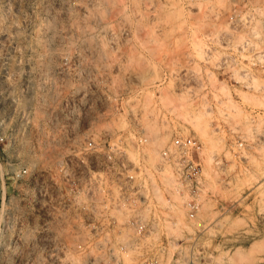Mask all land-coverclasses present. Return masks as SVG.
I'll return each mask as SVG.
<instances>
[{
	"label": "rangeland",
	"instance_id": "rangeland-1",
	"mask_svg": "<svg viewBox=\"0 0 264 264\" xmlns=\"http://www.w3.org/2000/svg\"><path fill=\"white\" fill-rule=\"evenodd\" d=\"M245 3L242 28L264 52V0H0V116L20 123L26 161L50 147L56 117L111 138L139 132L152 164L173 133L201 145L199 210L188 219L170 194L161 264H264V56L245 58L228 24ZM31 254L23 244L4 261Z\"/></svg>",
	"mask_w": 264,
	"mask_h": 264
},
{
	"label": "built area",
	"instance_id": "built-area-1",
	"mask_svg": "<svg viewBox=\"0 0 264 264\" xmlns=\"http://www.w3.org/2000/svg\"><path fill=\"white\" fill-rule=\"evenodd\" d=\"M231 8L228 24L244 41L240 52L249 48L255 57L245 58L258 61L264 52L253 51L257 32L242 28L253 9L246 3ZM240 77L243 88L252 90L249 72L240 70ZM80 123L79 117L54 118L48 125L50 147H32L30 163L20 123L7 129L0 116V264L23 244L32 251L24 264H161L174 207L170 194L186 198L188 219L199 210L201 145L190 135L173 133L152 164L141 133L111 138L83 130ZM24 227L30 237L22 244ZM67 256L75 259L66 261Z\"/></svg>",
	"mask_w": 264,
	"mask_h": 264
}]
</instances>
